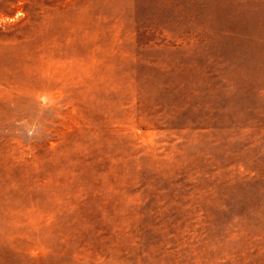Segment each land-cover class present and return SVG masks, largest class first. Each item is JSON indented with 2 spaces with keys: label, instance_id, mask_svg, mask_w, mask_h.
I'll list each match as a JSON object with an SVG mask.
<instances>
[{
  "label": "rangeland",
  "instance_id": "rangeland-1",
  "mask_svg": "<svg viewBox=\"0 0 264 264\" xmlns=\"http://www.w3.org/2000/svg\"><path fill=\"white\" fill-rule=\"evenodd\" d=\"M0 264H264V0H0Z\"/></svg>",
  "mask_w": 264,
  "mask_h": 264
}]
</instances>
